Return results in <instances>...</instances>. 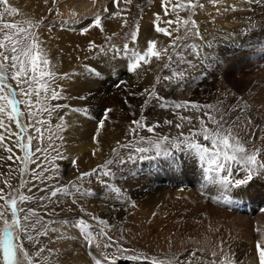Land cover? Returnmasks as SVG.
<instances>
[{"label":"bare ground","instance_id":"bare-ground-1","mask_svg":"<svg viewBox=\"0 0 264 264\" xmlns=\"http://www.w3.org/2000/svg\"><path fill=\"white\" fill-rule=\"evenodd\" d=\"M137 3V0H135L131 4H125L124 0H120V8L118 11L121 12V15L112 16L114 20L108 23V27L105 22L108 16L104 15L105 12L103 9L110 6L111 10L117 12L113 8L114 5L112 0H96L95 5L93 4V0L27 1V4L34 8V11L39 13H41L42 10H48L53 7L52 13L48 15V18H45V21L50 24H61L62 30L59 29L61 31L59 32L61 35L60 39L66 46L70 44L73 47L72 50L67 53L69 54V58L66 60L67 65L63 67L64 71L69 74L68 78L74 84L72 88L70 87L73 92L76 93L74 103L80 106V113L77 112L78 114L74 116V112H72V114H70L71 117L66 121V123H69L66 125V134H68L67 139L70 147V156L81 157L80 160H82V165L90 167L91 165L101 162L102 158L107 157L113 149L112 146H115L118 139L127 133H129V136L126 143H136L139 136L147 138L156 135H168L171 138L173 136H179L181 132L185 135L189 134L191 126L198 129L200 127L199 124H189L186 120L182 121L180 119L181 116H189L195 109L171 108L153 112L150 110L149 114H147L143 111L144 101L147 97L142 95H129L130 92L140 93L146 88L151 91L153 86H155L156 75L162 68L161 65L169 62L168 56L170 53L174 58L175 52H181L185 45L190 44H195L197 46L199 56L191 54L190 49L184 50L182 54L186 59L192 61L194 67L189 68L186 64L179 65L178 71H180V69L185 70L184 78L175 82H161L158 86H155L157 94L165 95V102L169 105L190 102L201 106L211 104L222 109H227L237 105L238 102H240L241 107L247 103V115L252 117V123L255 125V129H249L247 126H244L236 130L239 132L242 139L248 138L249 134L254 131L255 135L260 138L253 142L257 147L264 149V0H223L222 4L216 6L209 4L208 0H200V3L205 5L202 11L208 17V19H205L207 20L206 23L208 27L203 29V33L199 32L198 36L194 35V40L192 42H188L189 39H187V42H179L180 46L178 50L174 52L170 45L172 40L177 36V32L173 31L177 28V24L173 23L171 27H169L172 36L169 37L162 33L161 38L158 40L157 50L161 51L167 49L166 53L161 51L162 56L160 62L153 58L152 63L142 66V68L138 70V73H134L135 76L125 81L127 87L124 85L118 88L113 87L111 84H114L121 76H124V74L128 72L127 68L119 66L118 60L113 58L114 56L111 57V53L107 50V54H101L97 49L95 52L97 55H87V57L85 52V58H82L84 49H86L89 42L92 41V37L90 38V36L93 30L89 31L87 34H82L81 29L90 23L94 15L99 14L102 17L104 28L111 29L115 26L118 30L121 25L116 22L120 21L121 23L125 20H129L131 17L134 18L135 11L138 7ZM167 8L170 9V7ZM197 10L198 11H195V13H197L193 15L195 18L202 15V11H200L201 9L199 7H197ZM73 12L76 13L75 17L72 15ZM185 13L186 12L179 13L182 19ZM189 15V13L186 15L187 18ZM56 16L58 18H56ZM175 19L176 14L173 13L172 20L175 21ZM74 20L76 21L75 23H73ZM203 20L204 18L202 21ZM6 22L8 23V21H5V23ZM197 22L199 21L197 20ZM125 24L126 23L123 25ZM141 27V31L144 30L142 32L147 36L148 31L152 32L149 28H145L144 25ZM56 32H58V30ZM142 34L141 37H143ZM77 40L79 43L77 42L76 45L73 46L72 43ZM172 68L174 69L173 63ZM91 69H96L100 72V75H94L90 71ZM165 71L166 76L172 75V70L165 69ZM112 96L113 99H110ZM166 98H171V100H167ZM125 99H127V103ZM105 108H111L113 111L108 113L104 128L98 129V124L95 123V120H100L103 109ZM142 111L147 114L146 116L149 115L151 125L158 124L159 126L151 133L148 132L147 129L144 132H138V135L134 139L129 129L132 127V121L138 119ZM194 113L195 116H197L198 112L196 110ZM238 114V112H231L229 113V117L234 119ZM146 116L143 119L146 120ZM6 119H4L5 123L8 121H6ZM82 121L88 124H94V126L89 125L90 128L88 127L87 129H96L95 139L89 142L81 141L80 138H82L83 135L82 128H84L82 127ZM166 121H172V123L168 124ZM177 123H182L183 127L177 129L175 127ZM78 139L80 140L78 141ZM201 142L211 147L210 142L203 140H201ZM145 145L147 144L139 143L136 146L146 147ZM93 151H95V155H93ZM262 154L264 155V153ZM174 156L181 161L179 165L173 166L168 159L163 157L157 158L156 160L139 162V164L134 162L137 165V175L135 176H128L131 173L130 169H133L132 167L122 166L123 168H121L125 171L129 170L124 173V176H128V178L122 180L120 185L117 183L119 189L124 190L123 197H126L125 199L135 202V204L145 202L149 204L151 208L160 205L158 208L159 214L156 213L159 215L157 218L158 220L155 222V226L156 224L157 226L154 227V229L152 227V230L149 229L146 231L148 234L147 243L156 245L154 248L157 249L155 250L166 249L164 252L166 254L164 255L167 257V261L173 262L170 256L175 258L178 253H173L171 249L175 247L179 248L180 246L184 247L185 245L183 243L192 242L196 240L195 238L198 236L202 237L203 234L205 239L211 238V241H205L209 243L211 247H214L217 241L221 239L227 240L225 243L222 240V243H224V248L225 245L228 247L229 256H227V259L231 261V264H259L255 245L258 240L264 237V212H262V210L261 212H255L256 210H254L252 215L244 211L246 209L238 211L237 208L250 205L257 207L261 203L264 204V179H256L250 185L234 190L233 194L235 197L242 196L243 194L248 195L245 197L250 201L248 205H245L243 202L245 199L243 197L244 199L239 198V202L234 201L226 206L225 203H218L216 200L210 198L212 196H220L214 185H208L207 188L202 187L204 182L203 172L199 161L196 162L183 153H174ZM6 157H3L5 158V167L15 170L13 166L15 165L16 167L18 165L17 162L13 159H9V156ZM2 166L4 167V165ZM27 169L25 171L26 173L29 171ZM120 174L119 176L122 177ZM121 177L118 179H123ZM112 181L117 180L115 179ZM185 184L190 186H186ZM95 186H97V184ZM178 187H180V190L176 192L175 188ZM249 190H252V192H249ZM166 192L169 196L171 192L176 196L178 194L181 195L179 204L182 208H180L179 211H175L174 209L175 212H169V210L166 211L164 205H161L163 201H165ZM254 196L258 201L254 199ZM171 198L169 197L168 199ZM57 203H59V201L54 203V207L58 205ZM88 205L89 210L92 212L91 218L96 217L97 220L105 218L112 226H114V224L116 226L117 222L124 216V210H122V208L120 209L114 199H112L111 203L105 202L103 205L98 201H88ZM196 207L200 208L197 209ZM54 215H62V213H55L52 211V214L49 213L45 215V217L47 219V217L50 218ZM252 216H254V219H252ZM221 217L228 220V223L235 225L236 229L240 230V232L241 229H243V234L247 237L244 238L246 240L243 239L242 232L239 234V231H237L238 234L234 236L232 233L228 234L227 232H223L218 227L210 226V223L213 222L212 219ZM253 220L257 222L254 227L261 229L260 233L253 232L254 230L252 231L248 226L251 221L253 224ZM63 227L65 226L62 224L50 227L49 233L41 238H37L36 253H40L38 262L41 264H52L51 262L54 261V255L56 259L55 264H60L61 261V264H95V260L100 258L99 253L103 252L101 251V247L98 250L95 246L97 243L90 246L87 240H84V242L79 241V238L77 239V234L79 235V233L76 232L77 230L75 228L63 231ZM53 228H55L56 231H52L51 229ZM173 229L174 233L172 234L171 231ZM232 230L233 229H231V232ZM252 240V243L248 242ZM56 247L58 248L57 250ZM188 248L190 247L188 246ZM192 248L188 251H192L193 253L196 251V247ZM41 249H43L42 252ZM178 250L183 251L181 247ZM52 251H55V253L53 254ZM112 252L110 248L107 249L106 253L110 254ZM43 255H45V257ZM188 255L190 254L188 253ZM116 264L124 263L119 262V258L117 257Z\"/></svg>","mask_w":264,"mask_h":264},{"label":"rangeland","instance_id":"rangeland-1","mask_svg":"<svg viewBox=\"0 0 264 264\" xmlns=\"http://www.w3.org/2000/svg\"><path fill=\"white\" fill-rule=\"evenodd\" d=\"M27 1H30V0H9V4L12 7H15L18 11L14 15L5 14L3 16L4 18L0 19V23L1 24L5 23V21H8V23H17L18 27H23L25 29H28L30 32L34 33L36 37H38L39 48L43 50L41 53V57L38 61V68L41 70H44V71H51L53 73V77H45L44 78L48 82V84L50 85V89L48 91L49 99L46 102H41L40 104H37L36 103L37 97H36L35 91H33V94L31 97V99L33 101V107L31 108V110L33 113H35V115L33 117L30 118L28 115V111H29L28 106L23 105V104L19 105L21 112L23 113V115L20 117L21 122L25 125H29V124L35 125V127H39L41 129L40 133H37L35 131L34 127H28L27 132L24 134L25 135V141H24L25 143H27V139H26L27 136L30 135L33 137L31 145H30L31 155L29 156V159L27 160L28 169L25 168V163L23 160L24 152H23V150H21L18 147V144L20 143L18 138L16 136H11V138H9V130L8 129H0V132H3V135L5 137L4 141L0 142V159H1L0 160V188L4 189L5 194L11 193L12 195H17V197H18V194H20V193H23L25 195H31L33 197V199L29 202H26L22 205H19V207H22L24 209L31 208L36 212L35 216H30L29 221H28L29 225L34 223L37 218L41 219V224H38L36 226V229H35L37 237H36L34 231L30 232V234H32L34 236L33 242L28 241L23 236L21 237L23 239V242H24V249L33 257V264H41L40 262H38L39 261L38 258H40V257L36 255V243H37V238H41L45 235V234H43L45 231V226H47V233H49L50 227H54L56 225H61V224L65 226L62 228L63 231L64 230L68 231V229L71 230V229L75 228L77 230L76 232L79 233V235L77 234V239L79 238V241H82V242H84V240L86 241L87 239L85 237L84 232L80 228L75 226L77 219L83 218L87 223H89L90 225H93V228L89 230L92 232L93 237L94 238L96 237L92 244L93 245L95 243L101 244V251L107 252V249H104V247L102 246V245H104V243L107 242L106 238L100 237L96 233L95 226L98 224V220L94 221L91 218L92 212H91V210H89L88 201H98L101 205H103L105 202L111 203L112 199H114V201L118 204L120 209L122 208V210H124L123 211L124 216L122 217V219L120 221L117 222L116 226H115V224H114V226L110 225V222L105 220V218H103V220H105L107 222V226H103V225L100 226V227L104 228V230L107 232L108 236H110L112 238V241L114 242L113 247L111 248V251L114 250L116 245H120L124 248L134 249L137 253H144L150 259L155 258V259L161 261L162 264H168L167 257H165V255H164V254H166V253H164L166 251V249L165 250H160V249L155 250V249H157V248H154V247H156V245H152V244L147 243V237H148L147 235L148 234L146 233V231H148L149 229L152 230V227L154 229V227L157 226V224L155 226V222L158 220L157 218L159 215H157L156 213H158V208L160 205L155 206V208H151L150 205L145 203V202L137 203V204H135V202H134L135 206L133 207L132 206L133 202L125 199L126 197H123V192H124L123 189H121L120 193L114 192L115 188H119V185L121 184L120 182H122V180H125L126 178H128V176L137 175V173H136V166L137 165L134 162H127L124 165L119 166L118 169H120V170H118V171H117V168H115V166H110V167H112L113 172H115L116 177H114V178L110 177V176L101 177V180H103V181L105 180L104 183H101V180H98L96 178V176L88 177V178H85L84 180L78 181V186L81 187V191L87 190L89 192V194L86 196H81L79 193H76L73 196H66L63 193H60L56 197L52 198L51 200H46L43 202H41L39 200V197L48 195V193L55 187H70V185L73 182H77V178L79 177L80 173L91 171L93 168H96L98 165L105 163V161L110 159V158L115 159L114 154H113V149H116L119 153L121 152L120 155L124 156L125 158H127V154L131 150L130 149H123V148L119 147V145L126 143L128 136H129V133H127V134H125L119 138L122 141H120L118 139V142L116 143V145L112 146L113 149L111 150L109 155H107V157L102 158V161L99 163H96L95 165H91L90 167L84 166V165H82V160H80L81 157L70 156V147L68 145L69 142L67 139L68 134H66V129H67L66 125H68L69 123H66V121L71 117L70 114H72V112H74V116L77 115L78 113H80V106L76 105L74 103V98L76 97V93H74L73 90L71 89L74 86V84L71 82V80L68 77L66 78L64 76V74L68 73V72L64 71L63 67L65 65H67L66 60L69 58V54H67V53L70 52L73 47L70 44H67V46H66L63 43V41L60 39L61 35L59 32H61L60 30H62L61 24H59V23L50 24L49 22L45 21V18H48V15H50V13H52L51 11H52L53 7L49 8L48 10L45 9L46 12H45V10H42V12L39 13L37 11H34L33 10L34 8H32L29 4H27ZM133 1H135V0H132V2ZM144 1L145 0H137V2H138L137 6L138 7H137V10L135 11L134 18L131 17L130 18L131 20L130 19L125 20L126 22L125 21H123L121 23H120V21L116 22L117 24L121 25L118 28V30L115 28V26L112 27L111 29H107V28L103 27L104 28L103 32H101L99 29L91 28L90 31L93 30V32H91V36H90V38L92 37V41H94L98 46H104L106 50L111 49L113 46H115V48H117V49H123L124 44H128L129 48H132L135 46V48L137 50L143 52L147 48L148 41L156 40V42H157L156 47L158 48V40H159V38H161L162 33H157L153 27V22L156 19V14L158 13L161 17V19L159 21V26L160 27H166L167 25L164 23V21H165V19L166 20H172L173 12H171V8H172V5L177 3V0H170V3L167 4V7H170V9L168 8L169 9L168 15L164 14V7H162L163 0H156V1L155 0H147L145 2ZM193 2H195V0H193ZM199 2H200V0H199ZM113 8L116 11H118V9L120 7L119 6L118 7L113 6ZM152 8H153V11H152ZM107 9H108V12L105 13L104 15L109 16L110 13L112 14L114 12L113 10L110 9V6H108ZM203 9H201L200 11H202ZM2 10H3V6H0V11H2ZM196 11H198V10L196 9ZM187 14H188L187 12L184 14L183 19L187 18V16H186ZM201 14L202 15L200 17H198L200 20L198 18H195L193 15L191 18L193 20H196V22H197V20L199 21L196 23V25L198 26V31L203 33V29L208 27V25L206 23L207 20H205V19H208V17L203 13V11L201 12ZM201 17H202V19L204 18L203 21H202ZM56 18H58V17L56 16ZM117 19H119V18H117ZM112 20H114L113 17L105 20L106 25L108 27H109L108 23H111ZM29 22L31 24V27L29 25ZM124 23H126V24L123 25ZM137 23L139 24V32L137 34L136 41L133 42L132 41V32H134L136 30L135 26ZM143 25L145 28H149V30L152 31V32L148 31V36L144 32H142L144 30L141 31V28H142L141 26H143ZM57 30H58V32H56ZM194 30H196V29H193V31ZM184 31H185V29L181 28L180 31L177 32V35H180V34L182 35V33H184ZM14 32H15L14 29H6V30L0 32V40H3L5 33H7L8 35H12ZM92 33H95V34H92ZM142 33H144V34H142ZM57 34H59V35H57ZM141 34L143 35V37H141ZM153 34L154 35L156 34V35L154 36ZM21 35H23V34H21ZM93 35H94V37H93ZM109 37H111L110 40L108 39ZM13 38L18 39L19 37L14 36ZM193 38H194V35H190L187 38V39H189V41L187 39H185L184 42H187V41L192 42L194 40ZM77 42L79 43L78 40L74 41V43H72V45L73 46L76 45ZM4 43H5V47L0 48V51H4L5 54L9 55V61H7V62L0 61V71H5V74L8 76L7 83H10L12 85V88L16 90V92L18 93L17 98H25V97L19 95V90H20V87H24L25 90L27 91L28 90V84H22V85L18 86L17 82L14 79H12L13 70L11 69V53H10V51H8V49L10 48V42L5 41ZM177 43L179 44V42H177ZM88 47H89V45L87 46L86 49H84V52L82 53V58H85L84 57L85 52H86V57H87V55L88 56L97 55L95 53L97 51V49H93L92 51H89ZM178 48L179 47H177L176 50H178ZM109 52L111 53L110 55H112L111 57L114 56L113 58L118 60V62L120 64L119 66L127 68L129 61H128L127 57L123 56L122 52L120 54H115L116 57H115L113 52H111V51H109ZM170 55H172V54L170 53ZM161 56H162V54H161ZM21 59H23V57H21ZM44 60H47L49 63L44 64L43 63ZM152 61H153V58H152ZM159 62H160V60H159ZM89 63H91V62H89ZM172 63H173L174 69L176 71H178V67H177L178 57L176 54L174 55ZM164 64L161 65L162 68L158 71V74L156 75V77L157 76H161V77L166 76L165 68H163ZM16 70H19V66L17 67ZM26 70H28L29 76H30L31 75L30 64L27 65ZM160 71H161V73H160ZM133 76H135L134 73L127 72L124 74V76H121L118 80L126 81V80L131 79ZM118 80L116 82H114V84L112 83L111 85H113V87H117L116 85H117ZM161 82H163V80H161ZM160 83H157L156 78H155V84L154 85L158 86ZM70 84H71V86H70ZM32 87H33V89H35L37 87V85L35 83H33ZM52 88L56 89V91L60 94V97H61L60 99L54 100V99L50 98ZM117 88H115V89H117ZM155 90H156V87H155ZM6 91H7V89H6ZM43 95H44V93L41 92V96H43ZM158 96L164 98L163 101H161L159 99H150L149 102L146 104V106L144 103V109H143L144 112L149 114L150 110H151V112H153V111H157V110H161V109H163V110L171 109V108L173 109V107H167V108L161 107L160 105L162 102L166 103L165 102V95L158 94ZM110 99H113V96ZM168 99L171 100V98H168ZM172 102H173V100H172ZM57 104L62 105V107L55 108V105H57ZM151 105H152V107H151ZM43 107H46L48 109H52L50 116L48 115L47 112H44L43 114H39L37 112V109L43 108ZM154 109H156V110H154ZM143 111L140 114L138 119H141L142 117L145 118V116L147 115ZM205 111H208V110L203 108L201 111H199L197 113V116H195V113H194L195 110L192 114L190 113L189 116H191L193 118L192 123L199 124V120L197 119V117H204ZM2 118L4 120L7 118V116H3ZM7 120H8V118L6 119V121ZM38 120H44L45 123L43 125L37 124L36 121H38ZM144 120L145 119H142V123L146 124L147 126H151L150 120H149V115L146 116L145 122H144ZM8 121L5 123V120H4V123H5V125H9L11 127L10 131L13 133L19 132V129L17 128L15 121H11V122H8ZM98 122H99V119L95 120V123L98 124ZM82 123H83L82 127H84V128H82L83 129L82 130L83 135H82V138H80V137L79 138L81 139V141L89 142L90 140L94 139V137H96V129H93V128L87 129L88 127L90 128L89 125L94 126L93 123L88 124L87 122H84V121H82ZM12 124H13V126H12ZM84 125H86V126H84ZM211 126H212L211 124H208L209 128H211ZM145 130H146V128L138 129V132H144ZM191 130H195V127L191 126L189 131H191ZM49 137H51V140L49 139ZM80 139H78V141ZM198 139L201 142V140H203V137H199ZM145 146L147 147V145H145ZM9 148H11V152H9L7 150ZM37 148L41 149V151L37 152L36 151ZM53 149H55V150H53ZM58 153H59V155H58ZM148 155H154V153H148ZM4 156L5 157L11 156L12 159L17 162L18 165L16 167H15V165L13 166V168H15V170L12 168L10 169V168L5 167V162H4L5 158H3ZM18 157H19V159H17ZM60 157H63V158H60ZM188 157H190L191 159H194L196 162L198 161V159L195 157V155H190ZM263 157H264V155H263ZM263 157L261 156L258 158H263ZM145 161H147V160H137L135 162L137 164H139V162H145ZM2 165H4V167ZM38 165H39V167H38ZM92 166H94V167H92ZM122 166L123 167H126V166L129 167L130 166L133 168V169H130L131 173L127 177L124 176V173L128 172L129 170L125 171L124 169H121V168H123ZM26 169L29 170V171H27V173L25 172ZM34 169L37 172L43 173L41 180H33L32 173H33ZM44 169H48V170L44 171ZM119 171L121 174L119 173ZM118 173L120 175H122V177L119 176ZM49 176H51L52 179H46V177H49ZM146 176H149V175H146ZM120 177L123 179L119 180L118 178H120ZM115 179L117 181H112ZM21 180L26 182L25 186L23 188L20 187ZM108 181H110V182H108ZM33 184H35V187H33ZM96 184H97V186H95ZM7 185H11V188H9ZM185 185L190 186L187 184H185ZM168 187H173V186H168ZM41 188H46V191H40ZM29 189H32V191L30 192ZM175 190H176V192H178V190H180V187L175 188ZM126 191H127V189H126ZM249 192H252V190H249ZM209 193H212V192H209ZM171 196H172V198H171ZM246 196H248V195L243 194L242 196L235 197V195L233 194V202L234 201L239 202L240 201L239 198L244 199ZM169 197L171 199H168ZM123 198H124V200H123ZM254 199L258 201V199L256 197ZM73 200H75L76 203H73ZM126 200H127V202H126ZM56 201H59V203H57L58 205L56 207H54V203ZM179 201H181V195L178 194L176 196V195H173V193L171 192L170 196L168 193L166 194L165 201H163V203L161 205H164V207L166 208V211L169 210V212H175V211H179V209L182 208L181 205L179 204ZM243 202L245 203V205H248L250 201H249V199L245 198L243 200ZM2 203H3V201H0V204H2ZM226 206H228V204H226ZM251 206H253V205L239 207V208H237V210L241 211V210L246 209L244 211L249 212V214H252L254 212V210H256L255 212H257V211L261 212V210H262V212H264V204L263 203L259 204V206H257V207L253 206L254 208ZM198 208H200V207H198ZM174 209H175V211H174ZM52 211H54L55 213H62L63 216L62 215H54L50 218L47 217V219H46L45 215H48L49 213L52 214ZM60 211H62V212H60ZM9 212H10V209H9ZM23 215H24V213H21V217H23ZM252 217H253L252 219H254V216H252ZM74 218H76V219H74ZM62 221H68V222L67 223H61ZM212 221L213 222L210 223V226L218 227L223 232H227L228 234L232 233V234H234V236H236L238 233L241 234V232H242L243 239L247 238L245 236V234H243L244 233L243 229H241V232H240V230L236 229L235 225L228 223V220L223 219V217L214 218V219H212ZM251 222L248 226L250 227V229L252 231L254 230L253 232H257V231H255L257 229V227H254V226H256L257 222L255 220H253V224ZM66 226H67V228H66ZM231 229H233L232 232H231ZM237 231H239V232L237 233ZM37 233H40V234H37ZM171 233L172 234L174 233V229L171 231ZM195 239L196 240H193L192 242L189 241L190 244L189 243H183L185 245L184 247L180 246L184 252L181 250H178L180 247L179 248L178 247H175V248L171 247L173 249L170 248L171 250H173L172 251L173 253H176V252L178 253L175 256V258L170 256V259H173V262H171V264H190V263L191 264H212V261L214 259L212 257L213 251H215L217 253V255L215 257L217 264H219V262L221 260L227 259V256H229L228 247H226V245H225V248H224V243L227 241L226 239H221L220 241H217V243L214 245V247H211V246H209V243H206V242H209L208 240L211 241V238L205 239V236L203 234H202V237L198 236ZM222 240L224 243H222ZM244 240H246V239H244ZM248 242L252 243L253 240L248 241ZM210 243H212V242H210ZM221 243L223 244V253L220 250ZM188 246L190 248L196 247L195 255H191L192 251H188V250H190V248H188ZM102 247H103V249H102ZM252 247H250V248H252ZM183 248L184 249L186 248V249L184 250ZM57 249L58 248L56 247V250ZM52 253L54 254L55 251H52ZM188 253L191 255V257H190V255H188ZM131 254H132V252H128V253H124L123 255H131ZM43 256L45 257V255H43ZM117 257L119 258V262H121V263L137 264V262H132V261L121 259L119 254L117 255ZM53 258H54V261L51 263L55 264L56 259H55L54 255H53ZM61 262H60V264H61ZM0 264H2V262H0ZM139 264H149V262L142 260L139 262Z\"/></svg>","mask_w":264,"mask_h":264},{"label":"snow or ice","instance_id":"snow-or-ice-1","mask_svg":"<svg viewBox=\"0 0 264 264\" xmlns=\"http://www.w3.org/2000/svg\"><path fill=\"white\" fill-rule=\"evenodd\" d=\"M112 2L114 6L118 7L120 0H112ZM95 3L96 0H93L94 5ZM124 3L131 4L132 0H124ZM168 3H170V0H163L162 7H164L165 15H168L169 11L167 8ZM208 3L216 6L222 4L223 0H208ZM0 6H3V10L0 11V19L3 18L4 14L14 15L18 11L15 7H12L9 4V0H0ZM197 7L203 9L205 5L200 3L199 0H195V2H193V0H177V3L172 5L171 8V11L176 14L175 21H164L168 27L159 26L161 17L158 13L156 14L153 27L157 33H163L171 37L172 32L169 31V27H171L173 23L177 24V28L173 31L179 32L181 28L185 29L183 35H177L172 40L170 47L173 48L174 52L176 48L180 46L177 42L184 41L190 35H199L196 21L191 18L192 15L195 14ZM103 11L107 13L108 9L105 7ZM180 12H188L190 15L187 19H182L179 15ZM72 15L75 17L76 13L73 12ZM120 15L121 12L117 11L110 14L106 18L110 19L112 16ZM75 22L76 21L74 20L73 23ZM29 25L31 27L30 22ZM91 28L99 29L101 32L104 31L101 15H94L91 18L90 23L81 29V33L87 34ZM135 28L136 30L132 32L133 42L136 41L137 34L139 32L138 23L136 24ZM6 29H14L15 32L12 35L5 33L3 40H0V48L5 47V41L10 42V48L8 51L11 53V69L13 70L12 79L17 82L18 86L22 84H28V90L26 91L24 87H20L19 95L25 98H17L18 93L12 88L10 83H7L8 76L5 74V71H0V129H8L9 138H11V136H16L18 138L20 141L18 147L24 152L23 160L25 163V168H27V160L31 155L30 145L33 137L30 135L27 136V143H25L24 134L27 132L28 127H34L37 133H40L41 129L39 127H35V125H25L21 122L20 117L23 115V113L21 112L19 105L23 104L28 106V115L30 118L33 117L35 115V113H33L31 110L33 107V101L31 99L33 91H35L37 97V104L46 102L49 99L48 91L50 89V85L44 78L53 77V73L51 71H44L38 68V61L43 50L39 48L38 37H36L34 33L23 27H18L16 23L0 24V32ZM193 29L196 30L193 31ZM14 36L19 38L14 39ZM108 39L110 40L111 37ZM156 45V40H151L148 41L147 48L143 52L137 50L135 46L129 48L128 44H124L123 49H117L115 46H113L107 51H111L114 54H120L122 52L123 56L127 57L129 61L127 65V71L138 73V70L141 69L142 66L152 63V58H155L157 61H159L161 59V51L165 53L167 52V49L158 51ZM93 49H98L99 53L101 54H107L104 46H98L94 41H90L88 50L92 51ZM187 49L191 50V54L199 56V50L195 44L185 45L181 52H175L178 57L177 67L182 64L188 65L189 68L194 67L192 61L186 59L182 54L183 51ZM21 57H23V59H21ZM172 60L173 57L169 55V62L163 65V68L172 70V75L163 77L157 76V83H160L161 80L175 82L184 78L185 70L180 69V71H176L173 69ZM0 61H9V55L5 54L4 51H0ZM43 63L48 64L49 62L44 60ZM29 64L31 71L30 76L28 70H26L27 65ZM18 66L19 70H16ZM90 71L94 75H100V72L96 69H91ZM68 75L69 74L67 73L64 74L66 78ZM33 83L37 85L35 89L32 87ZM121 85L127 87L125 81L118 80L116 86L120 87ZM41 92L44 93L43 96H41ZM129 95L146 96L147 98L144 102L145 105L150 99H159L161 101L164 99L158 96L155 86H153L151 91L146 88L140 93L130 92ZM50 98L58 100L61 97L56 89L52 88ZM125 102L127 103V99H125ZM160 106L173 107L175 109L192 108L197 112L201 111L203 107L208 111L204 112V117H197L200 127L198 129L191 130L189 134L185 135L181 132L179 136H173L171 138L168 135H156L147 138L139 136L136 140V143H125L119 145L120 148L131 150L128 152L127 158L121 156L116 149H113L115 159L110 158L106 160L105 163L93 168L91 171L80 173L79 177L77 178V182H73L70 187H55L48 193V195L39 197V200L41 202L51 200L60 193H63L66 196H73L76 193H79L81 196H86L89 194V192L87 190L81 191V187L78 186V181L92 176H96L98 180H101V177L104 176H110L114 178L115 172H113L112 167L110 166H115L118 170L119 166L124 165L127 162H135L137 160H156L160 157L168 159L170 164L173 166L179 165L181 161L174 156V153H183L185 156L195 155V157L200 162L203 172L204 182L202 187L207 188L208 185H214L220 196H212L210 198L216 200L218 203L230 205L233 202L234 190L241 189L246 185H250L256 179H264V158H258L262 156L264 149L257 147V145L253 142L260 137L256 136L255 132L253 131L249 134L248 138L242 139L239 132L236 130L237 128L244 126H247L249 129H255V125L252 123V117L247 115V103L241 107L240 102H238L237 105L231 106L227 109H222L211 104L201 106L199 104L190 102L174 103L171 105L162 102ZM60 107H62V105H55V108ZM112 111L113 110L111 108L103 109V114L98 122V129L104 128L108 113H111ZM37 112L39 114L47 112L50 116L52 109L43 107L37 109ZM231 112H238L239 114L233 119L229 117V113ZM3 116H7L9 121H15L19 132H11L10 126L5 125L2 118ZM142 119L143 117L141 119H135L132 121V127H130L129 132L133 134L134 139L138 135V129L146 128L147 131L151 133L154 132L155 128L159 126L158 124L147 126L146 124L142 123ZM180 119L182 121L186 120L189 124H191L193 118L191 116H181ZM36 123L43 125L45 121L38 120ZM166 123L171 124L172 121H166ZM208 124H211L212 127L209 128ZM175 127L180 129L183 127V124L177 123ZM199 137H203L204 141L210 142L211 147H209L207 144L201 143L198 139ZM4 139L5 137L3 132H0V142H3ZM49 139L51 140V137H49ZM139 143H146L148 147H137L136 145ZM7 150L11 152V148ZM36 151L39 152L41 149L37 148ZM148 153H154V155H148ZM93 155H95V151H93ZM9 159H12V157L9 156ZM17 159H19V157ZM47 170L48 169H44V171ZM42 175V172H37L35 169L33 170V180H41ZM46 179H52V177L49 176L46 177ZM25 183V181L21 180L20 187L23 188ZM101 183H104V181L101 180ZM7 186L11 188V185ZM33 187H35V184H33ZM29 191L31 192L32 189H29ZM40 191H46V188H41ZM114 192L120 193L121 189L115 188ZM32 199L33 197L31 195H25L23 193L18 194V197L17 195H12L11 193L5 194L4 189L0 188V201H3V203L0 204V262H2V264H33V257L24 249V242L21 237L23 236L28 241L33 242L34 236L30 234V232L35 231L36 226L41 224V219L37 218L34 223L29 225L28 221L30 216H35L36 212L31 208L24 209L19 207V205L29 202ZM73 203H76V201L73 200ZM132 206H135L134 202ZM21 213H24L23 217H21ZM92 219L97 220L96 217H93ZM67 222L68 221H62L61 223ZM101 225L107 226V222L103 219H99L98 224L95 226L96 233L98 236L106 238L107 242L103 245L104 249L112 248L114 242L112 241V238L108 236L104 228L100 227ZM75 226L84 232L85 237L91 246L95 238L93 237L92 232L89 230L93 228V225L87 223L83 218H79L77 219ZM51 230L56 231L55 228ZM256 231L260 233L261 229L257 228ZM43 234H47V226H45V231ZM95 246L98 250L101 247L99 243H97ZM255 247L258 253L259 264H264V237L256 242ZM220 250L223 253L222 243L220 245ZM42 251L43 249H41V252ZM128 252H132V254L123 255L124 253ZM118 254L120 255L121 259L137 262V264H139V262L142 260L149 262V264H162L161 261L155 258L150 259L144 253H137L134 249L124 248L120 245H116L113 252L110 254L106 252H100V258L95 260V264H116ZM36 255L39 256L40 253L38 252ZM192 255H195V252H193ZM216 255L217 253L213 251L212 257L214 259L212 264H217V261L215 260ZM168 264H171V262L169 261ZM219 264H231V261L228 259H223L219 262Z\"/></svg>","mask_w":264,"mask_h":264}]
</instances>
